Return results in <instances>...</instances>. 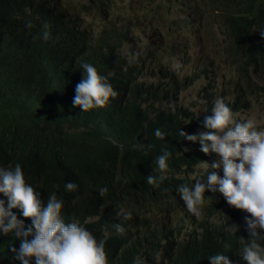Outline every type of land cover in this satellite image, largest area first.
Instances as JSON below:
<instances>
[{"label":"trees","instance_id":"1","mask_svg":"<svg viewBox=\"0 0 264 264\" xmlns=\"http://www.w3.org/2000/svg\"><path fill=\"white\" fill-rule=\"evenodd\" d=\"M220 2L231 27L228 51L242 54L253 73L264 75V38L259 34L264 31V0ZM69 8H74L72 0H0V167L19 164L26 183L41 193L45 203L52 193L63 200L65 222H79L98 242L104 241L107 264H135L137 259L142 264H210L208 258L215 254L234 260L242 248L239 238L249 239L242 218L249 215L246 212L232 211L220 223L202 219L184 239L173 229L146 226L143 217L138 221L140 228L136 219L122 221L117 215L115 210H123L131 216L134 193H138L137 200L149 203L155 185L147 183V176L160 175L155 161L165 151L171 154L163 173L166 179L157 184L164 190L192 185L187 178L176 176L181 173L180 164L188 174L205 160L204 154L198 143L183 140L178 132L206 131L204 119L174 110L151 116L154 100H148L138 86L147 72L139 66L148 58L142 57L137 68L122 63L123 73L114 60L117 47L125 49L135 42L128 28L122 31L114 21H104L94 38L86 40L88 31L82 25L89 21L84 19L75 28L78 16ZM113 33V41L105 44ZM84 63L95 67L117 93L105 107L87 112L73 106ZM128 71L140 75L130 81L125 79ZM163 94L166 99L167 94L159 91L152 96L159 103ZM110 107L126 117L114 123ZM145 122L147 133L141 132ZM157 129L164 138L155 136ZM84 139L90 141L87 148ZM120 164L124 166L121 170ZM69 182L77 185L75 191L66 190ZM103 188L107 191L101 195ZM204 195L205 200L215 199L211 191ZM0 199L7 200L2 194ZM142 210L141 206L138 213ZM13 211L30 225L31 220L22 217L19 209ZM232 224L239 226L236 234L226 231ZM260 243L264 246V240ZM19 246L13 234L0 235V264H20L10 250Z\"/></svg>","mask_w":264,"mask_h":264},{"label":"clouds","instance_id":"2","mask_svg":"<svg viewBox=\"0 0 264 264\" xmlns=\"http://www.w3.org/2000/svg\"><path fill=\"white\" fill-rule=\"evenodd\" d=\"M183 7L187 8L186 5ZM117 19L116 15L104 12L105 22ZM259 34L264 38V31ZM44 38H48L47 33ZM81 68L84 77L76 85L73 106L83 112L105 107L117 95L116 91L91 64L84 63ZM179 68V64L174 65V70L178 71ZM114 109L110 107L108 112L114 123L126 117L114 112ZM211 113L203 120L202 127L206 131L188 134L179 130L178 135L183 140L198 143L199 151L205 155L215 153L218 159L211 164L203 161L205 167L199 173L200 178L191 186L179 185L177 191L187 213L197 218L201 216L206 191L218 192L230 207L249 214L244 217L249 239L239 238L242 248L237 257L231 260L228 255L215 254L208 258L210 264H264V246L260 243L264 240V130H257L252 119L242 122L234 120L232 109L223 98L215 100ZM146 124L143 123L141 127L143 133H147ZM155 136L164 138L159 129L155 130ZM84 141L82 144L87 148L90 141ZM170 155L165 151L157 157L155 163L160 175L147 176L149 185H156L166 179L163 173L167 171ZM123 168L120 164L119 169ZM221 170L222 176L219 174ZM65 188L72 192L77 189V185L69 182ZM106 191L103 188L100 194ZM0 194L7 198L6 201L0 199V235L11 233L20 241L18 249L10 248L20 264H31L33 258L35 264H107L104 241L98 242L79 222H65L62 217L63 200L52 193L45 203L41 193L26 183L19 164L14 168L0 167ZM14 209H19L22 217L30 219V225L26 226ZM117 215H122L125 220L131 218L123 210ZM116 228L118 232L123 231L120 225ZM238 230L236 224L228 225L226 229L231 234H236ZM135 264L142 262L137 259Z\"/></svg>","mask_w":264,"mask_h":264},{"label":"rangeland","instance_id":"3","mask_svg":"<svg viewBox=\"0 0 264 264\" xmlns=\"http://www.w3.org/2000/svg\"><path fill=\"white\" fill-rule=\"evenodd\" d=\"M212 1L215 2L216 0ZM127 2H133L131 5L133 6L132 13L135 26L131 28V38H133V35H138L140 41H145L149 44L150 49L152 48V56L139 66L141 70L147 71L159 52L172 53L174 51L172 48L181 44L183 50H178L173 60L172 69L168 68V70L174 75L173 83L176 84L180 78L186 77H189L192 82L187 85H179L177 93L173 95V97L177 98L178 104L187 107L195 114H198L201 109L213 108L214 103L200 100L202 86L210 77L216 80L217 89L222 95L231 93L234 88L243 85L247 87L242 96L243 109L240 113L233 114V119L237 122L252 119L257 126V130H264V75L248 70L245 80L239 77V69L228 61L232 53L228 51L226 29L220 28L218 24L219 20L208 19L205 22L200 17H197V15H193L191 8L193 4L192 0H189L188 3L181 0H127ZM72 3L74 8L73 10L69 8L71 12L78 13L86 5L89 6L90 4L91 8L98 14V11H96L99 10L97 4L92 3L90 0H72ZM120 5L115 4L113 6L116 13L119 11L114 15L119 18L116 22L123 24V28H126L130 22V18L127 17L130 13H128V9L124 5H121V7ZM183 5H186L187 8H184ZM77 7H80V9H77ZM84 10L86 16L83 17V21L84 19L89 21L87 27L90 26L91 20V27L96 28L95 31H99L101 26H104V20L101 17L96 18L94 12L87 11L85 8ZM104 12L105 9L101 8L102 16ZM165 19H169L174 24L172 28L175 29L173 31L169 30V33L172 40L178 44H170L169 42L171 41L167 38L164 29L158 28L159 24ZM175 38L176 40H174ZM134 44L135 42H132V46ZM191 45H193L192 50L189 51L190 48L188 49L187 47ZM132 46L126 45L125 50L131 49ZM140 50H144L143 46ZM183 51L185 53L191 52V54L190 60L186 54L184 55L185 60L187 59L185 62L186 68L183 74L181 73L182 75H180L177 70H174V65H180L178 60H184V58H181L183 57ZM162 60H165V58ZM168 63L169 61L167 60L164 65L168 67ZM165 105H168V103ZM163 107V104H161L160 108ZM203 113L204 111L200 112V114ZM211 158L212 160L209 164L218 159L215 153L211 155ZM204 167V164L196 167L191 178H200L199 173ZM217 195L224 198L218 192ZM207 206L208 202L202 205L201 216L199 218L187 213L186 209H179L169 214L151 215V219L149 220L150 213L145 207H143L140 216L145 218L146 221L148 220L147 224L149 225L173 228L174 233L182 239L187 237L190 228L196 226L202 217L208 215ZM234 209L224 201L223 207L214 221L220 222L226 220V216L230 210Z\"/></svg>","mask_w":264,"mask_h":264},{"label":"bare ground","instance_id":"4","mask_svg":"<svg viewBox=\"0 0 264 264\" xmlns=\"http://www.w3.org/2000/svg\"><path fill=\"white\" fill-rule=\"evenodd\" d=\"M97 1L99 3H96L94 1H91V2L94 4H97V7L99 10H96V11H98V14L91 8L90 4H89V6L88 5L85 6L86 10H89V11L95 13L96 18H100L102 16L100 7L104 8L105 12L117 14L119 11L116 13L115 8L113 6H115V4L124 5L128 9V13H130L129 16H127L130 18V22L128 23L127 28L129 30V35L132 34L131 28H134L135 22L133 21V13H132V7L133 6L131 4L134 1L131 3H128L127 0H108V1L97 0ZM216 1L220 2V0H216ZM192 2H193V4H192L191 8L193 11V15H197V17H200V19L204 20L205 22L208 19H212V20H216V21L219 20L218 24H219L220 28L226 29L225 34L227 35V38H228V45L232 44V42L230 40L231 27L227 22V17L224 14L222 3L220 2L219 4H216L212 0H192ZM121 5H120V7H121ZM77 9H80V7H77ZM81 11H83V12H81ZM81 11H79L78 13H75L78 16L77 21H76V25H74L75 28L81 26L78 24V22H81V21L83 22V17L86 16L84 8ZM120 13H122V12H120ZM114 25L117 26L122 31L125 30V28H123V24H118L116 22V20L114 21ZM173 25L174 24L171 23L169 19H165L159 24L158 28L164 29V31L166 32L167 38H169L171 41V42H169L170 44H178L172 40L171 34L169 33V30L173 31L175 29V28H172ZM82 26H83L82 28L84 31H88V35H85L86 40L87 39H89V41L92 40L94 38V31L96 28H91V20H90V26L89 27L84 26V25H82ZM114 35H115V33H113V35L111 36V39L108 42H106L105 44L112 42ZM133 39L135 40V44L133 46H132V43H128L129 45L132 46L131 49L125 50L121 46L116 48L117 49V55H116V58H114V60L116 61V63H118L119 69L122 73H123V70H122L123 64L122 63H125V65H127V66H128V64L131 63V67L137 68L141 63L142 57L143 58H149L152 56V51H151L152 48L150 49L149 44H147L145 41H140L138 39V35H133ZM174 40H176V38ZM105 44H103V45H105ZM128 44H126V45H128ZM144 45H145V47H144ZM142 46L144 48V50L142 51L143 55H142V52L139 55L138 50L142 49ZM187 46H189V45H187ZM192 46L193 45H191L190 47H187L188 49L190 48L189 51L192 50ZM88 47H90V45ZM172 49L174 50V51H172V53L159 52L156 55L155 59L150 64L149 68L147 69V72H145L143 79L141 80V82L138 85L148 95V100H154L153 106H152V104L147 106V108H150L152 106V108L154 110V113H150V115L153 116L156 112H157V114H161L163 110H165L167 112L170 110H174L176 113H180L181 111H184L188 115L193 114V116L198 117L199 119H204L203 117H205L208 112H210V115L212 114L211 113V109H212L211 107L201 109V110H199L198 114H195L194 112H191L187 107H183L182 105H179L177 98L173 97V95H175L177 93L179 85H185V84L187 85V84L191 83L192 80L189 77H186V78H180L176 84L173 83L174 75L172 72H170L168 70V68L172 69L174 57L177 55L178 50H180V49L183 50V46L181 44H179L178 46H175ZM100 50H102V49H100ZM149 52H150V54H149ZM185 54H186V56H188V58L190 60L191 52L185 53L183 51V54H182L183 57H181V55H180V57L184 58ZM113 55L114 54L109 55V56L111 57ZM120 57L122 59H120ZM97 58L99 59L100 56H97ZM133 58H134V60H133ZM163 58H165V60H162ZM108 59L109 58H107V61H108ZM167 60L169 61L168 67H166L164 65V63ZM186 60H185V58H184V60L183 59L178 60V62L180 63V68L177 72L180 75L183 74V71L186 68V65H185ZM228 61L231 62L233 66L237 67V69H239V73H238L239 77L241 79L245 80L246 76H247V71L248 70L251 71L249 69L251 64H249L247 62V60L245 58H243L242 54H236V53H232L230 55ZM257 62H261V60H257ZM130 72L131 71H128L125 75V79L130 80V81H132L131 77H137L140 75L139 72H135L133 75ZM249 74H251V73H249ZM249 78L251 79L250 75H249ZM154 80H156V81H154ZM159 81H163V82L159 83ZM246 89H247V87L241 85L238 88H234L231 93L222 95L220 93V91L217 89L216 80L212 79L210 77V78H208V81L202 86L200 100H205L207 102L214 103L217 98H223L224 102L232 109V113L237 114V113H240L243 109L242 96H243V92ZM157 91H159L160 93H166L167 98L164 99V97H165L164 94L159 95V99L163 98V100H161L159 103H157L158 100H156L155 97L152 96V95H154V92H157ZM170 98H172V100H170ZM147 101H145V102H147ZM145 102H141V103H139V105H143ZM166 103H168V105H165ZM161 104H163V106H164L163 108H160ZM201 111H204V113L200 114ZM200 132H202V129H198L195 134H199ZM204 158H205L204 161H207L208 163H210L212 160L211 155H205L204 154ZM201 164H204V162H202ZM180 170H181V173L176 175V176H180L182 178H187L192 184H194L195 181L197 179H199V178H193V179L191 178V176L194 174V171H195L194 169L190 173L184 174V172L186 170L184 164H180ZM219 174L221 176L223 175L222 170L219 172ZM213 195L215 196V199L204 200V203L208 202V206H209V204L212 203V209L208 210V206H207L208 215L205 217H202L196 226L190 228L189 232H191L192 229L197 228L202 219H207V220H210L211 222H214V223L223 222V220L220 222H215L214 219L217 217L220 209L223 207V203H224L225 199L222 197H219L217 195V193H213ZM120 198L121 197H118V200H120ZM137 199H138V193H134L133 200H130L131 204L133 205V210L131 212V216H130L131 218L130 219H132V218L136 219V221H137L136 223H138L140 218L142 220L140 213H138V210L141 206L148 209V211L150 213L149 220L151 219V215L159 216L163 213L169 214L173 211H176L179 209H184L183 208L184 203H183V200H182L180 194L177 191V188H176V190H170V189L164 190L159 184L155 185V191L152 193L151 199H150L148 204L145 202L139 201ZM129 208H130V206H129ZM115 211H116V213L120 212L118 210H115ZM232 211H235L236 213H241L244 215V212L241 210L234 209V210H230L229 213L231 214ZM214 213H215V215H213ZM119 217L122 221L125 220L122 215H120ZM242 218L244 220V216H242ZM147 221H146V226H149V227L154 226V225L147 224ZM243 222L246 225L245 220ZM136 223H132V224H136ZM138 225H139V223H138ZM158 227L163 228L161 226H158ZM140 228H141V226H140ZM215 228H217V227H215ZM163 229H173V228H163ZM182 239H184V238H182Z\"/></svg>","mask_w":264,"mask_h":264}]
</instances>
